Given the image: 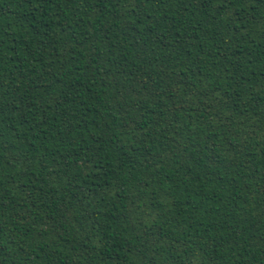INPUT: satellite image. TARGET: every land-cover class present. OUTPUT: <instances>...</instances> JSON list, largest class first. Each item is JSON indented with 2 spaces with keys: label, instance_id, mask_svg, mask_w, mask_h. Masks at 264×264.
I'll list each match as a JSON object with an SVG mask.
<instances>
[{
  "label": "trees",
  "instance_id": "1",
  "mask_svg": "<svg viewBox=\"0 0 264 264\" xmlns=\"http://www.w3.org/2000/svg\"><path fill=\"white\" fill-rule=\"evenodd\" d=\"M0 264H264V0H0Z\"/></svg>",
  "mask_w": 264,
  "mask_h": 264
}]
</instances>
